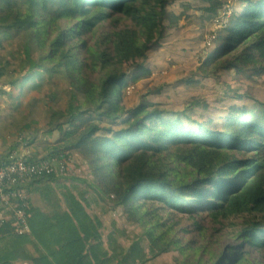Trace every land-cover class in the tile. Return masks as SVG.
<instances>
[{
	"label": "trees",
	"instance_id": "16d2710c",
	"mask_svg": "<svg viewBox=\"0 0 264 264\" xmlns=\"http://www.w3.org/2000/svg\"><path fill=\"white\" fill-rule=\"evenodd\" d=\"M171 1L0 0V48L4 40L15 38L22 47L0 57V78L21 71L10 83L13 91L0 92L2 102L5 96L14 100L7 110L17 118L12 126L28 130L36 115L16 104L17 99L43 80L68 77L74 90L69 106L46 113L61 133L54 152L85 160L99 187L118 201L122 216L143 231L130 249L114 235L106 243L102 217L66 186L63 176L51 174L27 187L48 197L59 190L64 203L56 210L32 204L31 235L0 228V264H132L135 259L144 264L148 255L155 259L177 249L185 253L188 245L174 236L178 215L206 211L215 219H230L264 212V111L242 105L205 125L161 102L145 101L128 112L122 108L124 91L151 74L147 65L167 38L163 16L176 17ZM244 2L245 9L232 10L221 30L223 44L204 61L203 71L217 77L221 70L264 73V0ZM114 12L118 16L113 18ZM119 15L130 17L140 29L100 37L99 46L108 50L86 46L84 36L93 35L107 18L118 24ZM254 35L255 44L223 58ZM96 73L98 79L92 77ZM7 119L0 115V122ZM240 239L264 248V224L250 220ZM245 254V247L235 248L226 259L216 254L197 264H237Z\"/></svg>",
	"mask_w": 264,
	"mask_h": 264
},
{
	"label": "rangeland",
	"instance_id": "374dc122",
	"mask_svg": "<svg viewBox=\"0 0 264 264\" xmlns=\"http://www.w3.org/2000/svg\"><path fill=\"white\" fill-rule=\"evenodd\" d=\"M246 6L244 0H172L170 9L175 12L176 17L170 18L168 13L163 16L167 38L162 41L153 60L147 65L151 74L124 91L122 108L128 112L145 101L161 102L167 110L188 112L189 116L205 125L220 121L242 105L255 109L258 113L263 112L264 73L256 70L238 74L235 70L231 73L221 70L217 77L202 69L209 55L220 50L223 44L221 30L226 26L225 24L229 23L232 10L240 11ZM112 14L113 18L118 16V13ZM112 17L105 19L93 35L83 37L82 40L86 41V46H95L97 50H108L106 46H99L100 37L111 35L122 29H140L130 17L119 15L121 19L118 24L113 22ZM62 25L67 29V22H63ZM13 37L15 33L10 39ZM256 37L254 35L250 40L240 42L223 58H228L235 52L240 53L249 45L255 44ZM16 48L22 50L18 38L12 41L4 40L0 48V57H7L15 52ZM78 52L83 59L87 60L88 54L84 47H80ZM124 71L129 76L133 74L132 68L124 69ZM20 73L21 71L15 75L0 78V92H12L13 86L10 83L18 78ZM99 76L100 74L96 73L92 77L98 79ZM73 92V86L68 77L57 75L46 81L43 80L39 86L17 99L16 104L26 108L28 106L33 112L36 110L32 128L28 130L12 126L17 118H11L12 115L7 110L15 104L14 100L5 96V101L2 102L1 94L0 115L2 117L7 115L9 119L0 122V142L7 141L9 146L7 148H10L13 142L10 139L24 134L30 143L27 150H40L33 155L34 157L41 154L58 155L54 151L61 133L56 126L49 123L46 113L52 109L69 106ZM233 96L237 99L234 100ZM72 157L74 169L70 174L63 176L67 180L66 186L73 189L78 197L88 201L89 210L92 213L102 217L105 224L103 233L106 243L109 236L114 235L124 247L130 249L135 241L142 238L143 231L122 216L121 209L117 205L118 201L110 198L99 187V181L85 160L78 159L75 153ZM31 195L37 197L40 205L47 204L50 210H56L64 203L59 190L50 193L49 197L46 192H31ZM47 199H54V202L48 203ZM252 219L264 224V212L230 219H215L206 211H201L195 216L178 215L174 217V220L180 221V225L174 236L180 238L182 245H188L185 253L181 254L177 249L155 259L148 255L144 264H197L201 257L207 261L216 254L218 259L221 256L226 259L233 249L241 247H245V259L237 264H264V248L246 245L245 241L240 239L243 230ZM197 224L203 229L199 230ZM199 246H206L208 250L204 254L201 251L196 252L195 248ZM239 252L236 251V253ZM217 257L215 261L218 260ZM132 264H142V262L135 259Z\"/></svg>",
	"mask_w": 264,
	"mask_h": 264
},
{
	"label": "built area",
	"instance_id": "2783aa9c",
	"mask_svg": "<svg viewBox=\"0 0 264 264\" xmlns=\"http://www.w3.org/2000/svg\"><path fill=\"white\" fill-rule=\"evenodd\" d=\"M27 144L26 136L20 134L0 156V228H9L17 235L32 234L33 205L29 201L28 184L51 174L65 176L74 169L72 156H24L19 146Z\"/></svg>",
	"mask_w": 264,
	"mask_h": 264
},
{
	"label": "crops",
	"instance_id": "0c3cea01",
	"mask_svg": "<svg viewBox=\"0 0 264 264\" xmlns=\"http://www.w3.org/2000/svg\"><path fill=\"white\" fill-rule=\"evenodd\" d=\"M16 139V138H15ZM15 139H10L11 141H13L12 142V144H10V146L11 145H13L14 144V140ZM1 140V139H0ZM30 144V143H29ZM29 144H27V146L25 147V145L24 146H19V149L21 150V153L24 155V156H27V154H31V155H36V152H40V150L39 149H31V150H27V147H28V145ZM7 147H9L8 145H7V141H5V142H0V156L1 155H3L5 152H7V150L9 149V148H7ZM42 155V154H41ZM28 192H29V196H30V198H29V201L33 204V205H37V203H38V200H37V198L35 197V196H32L31 195V191H30V189H28Z\"/></svg>",
	"mask_w": 264,
	"mask_h": 264
}]
</instances>
